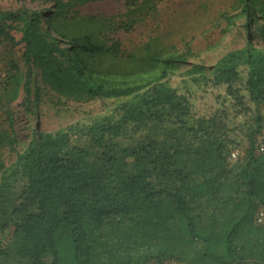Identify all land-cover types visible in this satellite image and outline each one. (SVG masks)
Returning a JSON list of instances; mask_svg holds the SVG:
<instances>
[{"label": "trees", "instance_id": "16d2710c", "mask_svg": "<svg viewBox=\"0 0 264 264\" xmlns=\"http://www.w3.org/2000/svg\"><path fill=\"white\" fill-rule=\"evenodd\" d=\"M238 1L246 14L245 45L229 50L211 65L192 62L186 69L190 76L177 86L156 79L187 63V53L164 45L157 37L125 58L118 41L108 44L103 38L106 25L103 29L97 15L70 16L63 0H55L49 8H0V38L12 45L24 43L28 103L32 102L33 64L52 87L76 100L127 96L143 89L137 99L147 108L167 106L173 113L187 115L193 112L197 88L221 85L223 97L228 95L238 112H254V126L249 129L242 156L243 196L229 205L219 201L218 190L210 180L193 177L176 149L170 151L156 143L145 145L134 154L138 170L117 175L115 156L94 166L87 160L86 147L71 145L72 135L80 133L100 146L105 136L121 134L126 118L119 123L100 118L54 131L36 130L28 146L17 151L14 166L8 168L4 149H17L18 135L12 114L5 110L7 124L0 123V233L14 223L11 249L20 260L32 264H112L99 250L101 226L115 218L135 221L148 210L143 224L152 221L158 225L162 221L155 209L167 203L168 218L163 223L177 224V246L198 241L202 254L218 263L249 264L239 253L236 238L250 214L259 208L258 201L264 199V153H257L254 146L255 134L264 124L259 109L264 104V48L253 42L256 24L264 32V1ZM14 22L20 24V40L12 33ZM151 71L156 75L149 78ZM221 116L210 114L201 120L209 128L222 130ZM223 141L217 147V162L224 161L226 149L229 157L240 142L225 134ZM20 177L24 185L18 192ZM195 194L212 196L209 204L199 207L200 213L194 210ZM216 201L225 207L223 211L211 207ZM5 251L11 252L0 248L1 253L7 254ZM46 255L50 260H45Z\"/></svg>", "mask_w": 264, "mask_h": 264}, {"label": "rangeland", "instance_id": "374dc122", "mask_svg": "<svg viewBox=\"0 0 264 264\" xmlns=\"http://www.w3.org/2000/svg\"><path fill=\"white\" fill-rule=\"evenodd\" d=\"M70 16L97 15L98 23H103V38L108 44L118 41L124 56L138 53L151 37L178 52H185L187 63L171 70L167 76L156 79L173 86L182 85L190 75L186 71L192 62L213 64L231 49L240 48L247 42L246 14L241 11L238 0H90L77 3L63 0ZM264 1V0H263ZM55 0H0V8L18 9L23 6L49 8ZM110 26V27H108ZM253 42L264 48V32L258 24L253 31ZM12 33L20 40V24L14 22ZM24 43L16 45L0 38V123L6 125V111L14 118L18 135L17 149H4V162L14 166L17 151L24 150L33 139L34 131H54L77 123H90L105 118L106 122L121 124V134L107 135L100 146H96L87 136L73 134L71 145L88 149L87 160L94 166L104 163L109 156H115L113 164L118 174L127 175L137 171L135 152L153 143L170 151L176 149L182 163L189 166L194 178H206L214 184L219 193V201L232 205L243 196L241 174L244 159L232 160L226 149L224 161H216L217 147L227 138L240 140L238 147L245 153L248 146L247 134L254 126V112L243 114L232 105L233 100L224 95V86L197 88L192 98L193 112L187 115L173 113L167 106L147 108L137 98L140 89L127 96L98 97L90 100H76L58 92L48 83L42 70L31 65L30 98L26 101L24 81L28 65L23 58ZM155 71L148 77L155 76ZM147 77V78H148ZM154 82V81H153ZM150 85H146L148 88ZM136 99V100H135ZM135 100V101H133ZM253 107V104H252ZM264 115V104L259 105ZM222 114V130L207 127L201 118L210 114ZM224 131V133H223ZM223 143L226 145L225 141ZM229 149V146L227 147ZM19 191L24 179L19 178ZM194 210L200 213V206L212 200L209 194L193 196ZM216 201L212 206L223 211L225 207ZM155 210L161 221L143 222L147 213L138 215L134 221L130 217L115 218L102 226V240L99 250L112 264H221L203 255L201 243L187 242L177 246L180 231L177 224L165 222L168 218L167 203L158 204ZM264 206V199L258 207ZM257 210V209H256ZM236 238L238 251L249 264H264V227L255 222V213ZM16 214L13 215V218ZM150 220V219H149ZM168 226V227H167ZM14 223L0 233V264H32L20 260L11 249ZM46 255L45 260H50ZM92 264H103L93 262Z\"/></svg>", "mask_w": 264, "mask_h": 264}, {"label": "built area", "instance_id": "2783aa9c", "mask_svg": "<svg viewBox=\"0 0 264 264\" xmlns=\"http://www.w3.org/2000/svg\"><path fill=\"white\" fill-rule=\"evenodd\" d=\"M254 146H255V151L257 153H264V124L255 134ZM243 155L244 153L241 151L240 147L238 146L233 147L229 152V158L232 160H237ZM255 222L257 224H264V206H261L256 210Z\"/></svg>", "mask_w": 264, "mask_h": 264}]
</instances>
